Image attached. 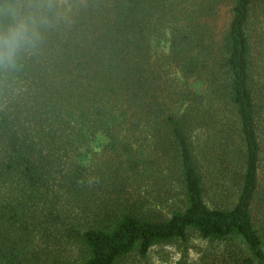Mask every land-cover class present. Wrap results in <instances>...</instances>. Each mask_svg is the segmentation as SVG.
Listing matches in <instances>:
<instances>
[{
    "label": "trees",
    "instance_id": "obj_1",
    "mask_svg": "<svg viewBox=\"0 0 264 264\" xmlns=\"http://www.w3.org/2000/svg\"><path fill=\"white\" fill-rule=\"evenodd\" d=\"M34 2L54 24L0 70V264L193 238L264 264V0Z\"/></svg>",
    "mask_w": 264,
    "mask_h": 264
},
{
    "label": "clouds",
    "instance_id": "obj_2",
    "mask_svg": "<svg viewBox=\"0 0 264 264\" xmlns=\"http://www.w3.org/2000/svg\"><path fill=\"white\" fill-rule=\"evenodd\" d=\"M53 24L50 5L34 0H0V70H18L41 46Z\"/></svg>",
    "mask_w": 264,
    "mask_h": 264
},
{
    "label": "rangeland",
    "instance_id": "obj_3",
    "mask_svg": "<svg viewBox=\"0 0 264 264\" xmlns=\"http://www.w3.org/2000/svg\"><path fill=\"white\" fill-rule=\"evenodd\" d=\"M195 137L198 139L196 142L204 144L203 135L200 134V130L195 132ZM101 143V141L98 142L99 145ZM97 151L99 152L100 149L98 148ZM261 179L262 185L264 186V163L261 171ZM211 197L207 199L209 206L220 205V200L213 199V196ZM261 198L264 199V195ZM256 216L257 229L264 237V204L259 205ZM211 249L207 243L193 238L188 245L180 242L158 245L150 251L146 259L137 254H133L122 264H217L218 262H213L217 260L216 257L209 254Z\"/></svg>",
    "mask_w": 264,
    "mask_h": 264
}]
</instances>
